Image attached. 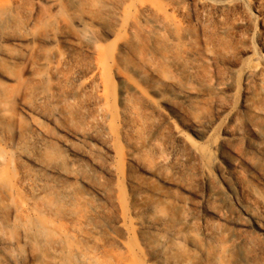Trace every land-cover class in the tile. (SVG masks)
<instances>
[{
  "label": "bare ground",
  "instance_id": "6f19581e",
  "mask_svg": "<svg viewBox=\"0 0 264 264\" xmlns=\"http://www.w3.org/2000/svg\"><path fill=\"white\" fill-rule=\"evenodd\" d=\"M12 1L0 0V264H21L19 255L13 251L15 245L20 244L31 251L28 264H190L202 257L209 264H243L242 257L246 256L239 248L232 228L227 233L230 244L224 249V256L220 257V251L214 244L216 232L206 229L195 234L192 231L184 199L175 201L161 187L127 177L131 188L130 201L126 202V195L119 185L123 182V173L119 168L110 172L118 182L119 188L115 192L103 180L90 176L78 160L66 158L64 152H76L72 144L47 129L37 118L31 115L27 120L20 118L15 137L8 139L4 136L10 96L3 80L12 77L11 71L20 56L10 48L5 49L1 42L21 43L28 29L17 30L18 34L13 32L16 21L12 14ZM45 1L65 16H54L47 27L50 24L57 27L39 33L38 48L33 49V64L49 67L50 63L62 57L63 53L57 49L45 48L61 34L62 26L71 28L69 37L74 46L86 48L92 54V58L87 56L88 69L93 83L100 88L108 104L118 102L122 105L127 94L132 92L142 96L149 107L158 108V101L135 80L145 79L144 67L159 79L167 74L162 81L175 87L179 98L188 100L191 96H198L190 86L193 80L190 69L194 67L192 60L195 56L194 51L186 48L191 39L190 32L182 29L175 31L157 4L147 0H140L138 5L130 2L138 12V17L131 20L113 0H81V6L75 5L80 0H67L66 3ZM113 7L116 12L111 17L125 22L136 35L144 38L143 47L122 37L114 38L105 45L96 41L88 28L90 22L107 24ZM78 12H81L79 16ZM73 13L76 14V28L69 25L67 19ZM181 44H184V51ZM184 54L189 64L184 61ZM151 57L155 59V65L149 61ZM75 59L81 61L77 55ZM178 69L181 79L175 80L169 74ZM29 70L31 72V67ZM257 74V65L244 67L242 76L245 85ZM32 76L31 81L20 79L26 83L21 107L32 109L45 100L52 106L50 115L53 119L69 120L65 108L59 105L60 74L54 71L51 76L53 81H48L39 72ZM152 86L157 93H162L159 82ZM214 89L223 92L233 90V87L225 81ZM244 92L239 108L250 113L248 127L253 138L247 144L258 156L264 148V99L259 94L251 93L249 96L247 89ZM236 114L237 111L230 112L225 119L222 137L211 141L206 151L173 126L172 133L184 143L188 152L200 158L208 157L210 163L218 168L221 178L228 179L232 175L222 167L221 162L226 161L231 168L236 166V159L230 158L223 149L226 146L228 150H233L232 142L236 137L229 123ZM104 117L109 122L106 130L113 135L116 125L112 106L106 107ZM74 134L80 136L77 131ZM145 146L140 147L144 149ZM79 153L87 156L86 151L79 150ZM160 167L161 163L157 161L151 169L152 174L163 184H170L172 179L169 176L158 173ZM13 169L16 170L14 174ZM202 172L205 179L211 178L208 168L204 167ZM232 191L236 193V187ZM249 191L258 194L254 188H249ZM218 194V191L208 192L207 197L214 198ZM107 202L119 210L115 220L120 233L117 236L105 229ZM7 208L10 209L9 217L5 215ZM241 209L255 222L259 220L245 205H241ZM220 214L229 223H239L232 215L222 211Z\"/></svg>",
  "mask_w": 264,
  "mask_h": 264
},
{
  "label": "rangeland",
  "instance_id": "374dc122",
  "mask_svg": "<svg viewBox=\"0 0 264 264\" xmlns=\"http://www.w3.org/2000/svg\"><path fill=\"white\" fill-rule=\"evenodd\" d=\"M113 1L131 20L138 17V12L130 2L138 5L140 0ZM147 1L160 7L175 31L182 29L190 32L192 37L186 48L195 52L192 60L194 67L190 69L193 75L190 86L198 96H191L188 100L179 98L176 88L162 81L167 74L161 75L159 79L144 67L145 79L135 80L149 96L158 101V108L149 107L142 96L132 92L127 94L122 105L118 102L108 104L100 88L93 83L88 69L87 56L92 58V54L86 48L71 43V28L61 26V34L46 44V50L57 49L62 52L61 58L57 56L49 67L33 64V49L38 48L39 33L57 27L56 24L47 27V24L53 21L54 16L64 17L65 14L59 13L45 0H13L12 14L16 21L13 32L28 29L21 43L1 42L5 49L10 48L20 56L15 69L11 71L12 77L3 80L7 85V95L10 96L4 136L14 138L20 118L22 121L27 120L28 115H31L72 144L76 152H64L66 158L78 160L90 176L103 180L115 192L119 186L110 172L119 168L123 173V182H119V185L126 195V202L130 201L131 188L127 177L161 187L175 201L184 199L187 202L186 212L195 234L206 229L216 232L214 244L220 251V257L224 256L223 251L230 244L227 242V233L232 228L238 238L239 248L246 256L242 257L243 264H264V148L257 156L248 146V140L253 138L248 127L250 113L239 108L246 89L249 96L251 93L259 94L264 99V0ZM66 2L60 0V3ZM75 5L81 6V0L76 1ZM115 12V7L110 9L107 24L90 22L88 28L96 41L105 45L114 38L122 37L143 47L144 38L136 35L125 22L112 18ZM76 14L79 16L81 12ZM76 14L67 18L73 28L78 27L74 21ZM76 55L81 61H76ZM183 59L189 64L186 55ZM149 61L155 65L154 58H149ZM249 65H257L258 74L246 86L242 69ZM54 71L60 74L59 105L65 108L69 120L53 119L50 115L52 106L45 100L32 109H23L20 104L26 84L20 79L31 81L32 75L39 72L48 81H53L51 76ZM169 75L175 80L181 79L179 69ZM225 81L231 84L233 90L217 92L214 89L216 85ZM156 82L162 88L161 94L152 86ZM109 105L112 106L116 125L112 136L105 128L109 122L104 114ZM232 110L237 111V114L229 123V128L236 138L232 142V151L226 146L223 149H226L230 158L236 159V166L231 168L226 161L220 160L222 167L232 175L222 179L210 159L188 152L184 143L173 135L171 127L177 128L201 150L206 151L211 141L222 137L225 119ZM169 122H173L172 125ZM76 131L80 136L74 134ZM204 132L207 134L204 135ZM148 141H151L150 144ZM143 144L146 146L141 149ZM79 150L86 151L87 156H81ZM157 161L161 163L158 173L169 176L172 179L170 184H163L152 174L151 169ZM204 167L208 168L210 179L204 178ZM15 172L13 169L12 174ZM132 185L135 186L134 183ZM233 187H236V193L232 191ZM249 188H254L258 194L250 193ZM212 191H218L219 194L214 198L207 197L208 192ZM241 205L251 209L259 220L255 222L245 215ZM106 206L108 221L105 229L117 236L120 233L115 220L119 210L109 202ZM220 211L232 215L239 223L235 225L225 221ZM9 213L10 209H5L7 217ZM143 216L141 214L140 217ZM13 251L19 255L21 264L29 263L31 251L28 247L15 245ZM190 264L209 263L202 257Z\"/></svg>",
  "mask_w": 264,
  "mask_h": 264
}]
</instances>
